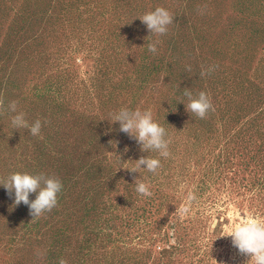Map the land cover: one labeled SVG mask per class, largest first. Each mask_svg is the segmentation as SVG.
<instances>
[{
	"label": "rangeland",
	"instance_id": "1",
	"mask_svg": "<svg viewBox=\"0 0 264 264\" xmlns=\"http://www.w3.org/2000/svg\"><path fill=\"white\" fill-rule=\"evenodd\" d=\"M156 7L174 18L163 35L139 18ZM186 89L214 111L191 116ZM0 101V182L27 172L62 183L35 218L0 185V264L250 259L223 235L264 218V0H0ZM122 108L151 110L169 157L110 122ZM20 112L39 135L14 127ZM142 155L160 159L155 173L123 168Z\"/></svg>",
	"mask_w": 264,
	"mask_h": 264
},
{
	"label": "clouds",
	"instance_id": "2",
	"mask_svg": "<svg viewBox=\"0 0 264 264\" xmlns=\"http://www.w3.org/2000/svg\"><path fill=\"white\" fill-rule=\"evenodd\" d=\"M147 26L150 34L163 35L168 30V25L173 23V16L163 7H156L155 10L147 12L139 17ZM157 42L149 44V51H157ZM191 70L190 68L188 69ZM214 69H209V72ZM206 73L201 72V76ZM184 95L188 102L183 103L186 110L191 114L203 119L207 116L209 110L214 111L210 97L201 91L198 95H193L189 90H185ZM3 101H0L2 106ZM11 111H16V102L10 103ZM112 123L119 122V130L130 138L134 139L140 146L141 152L157 151L160 157L167 158L170 156L169 141L165 139L166 130L153 119L151 110L141 111L139 109L129 110L122 108L113 119ZM12 124L17 129L27 128L33 136H37L41 130V122L36 120L34 124L29 125L23 112L16 114L12 118ZM135 167H123L131 172H139L141 167L146 168L149 172L155 173L160 167V159L149 155H142L135 160ZM136 191L139 194L149 196L151 192L149 186L137 178L134 181ZM8 191L9 195L14 192V205L23 202L29 207L30 214L33 218L40 216L45 211H51L57 204V194L61 191L62 183L54 176L43 174L32 175L27 172H14L6 181L0 182ZM35 193V199H30V194ZM195 197L190 193L185 204L176 209L181 219L185 218L190 212L191 201ZM231 237L232 244L239 253L250 257L246 264H264V218L256 215H246L238 219L236 223L226 232L225 235ZM59 264H67L63 258Z\"/></svg>",
	"mask_w": 264,
	"mask_h": 264
}]
</instances>
